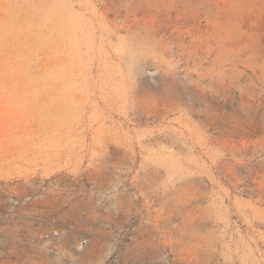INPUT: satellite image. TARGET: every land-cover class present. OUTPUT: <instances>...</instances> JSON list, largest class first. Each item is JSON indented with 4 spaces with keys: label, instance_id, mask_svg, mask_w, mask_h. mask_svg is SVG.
Listing matches in <instances>:
<instances>
[{
    "label": "rangeland",
    "instance_id": "rangeland-1",
    "mask_svg": "<svg viewBox=\"0 0 264 264\" xmlns=\"http://www.w3.org/2000/svg\"><path fill=\"white\" fill-rule=\"evenodd\" d=\"M0 264H264V0H0Z\"/></svg>",
    "mask_w": 264,
    "mask_h": 264
}]
</instances>
